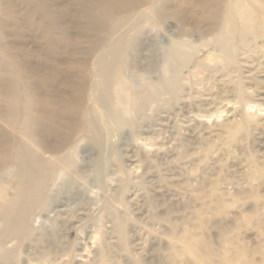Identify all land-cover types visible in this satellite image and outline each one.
Masks as SVG:
<instances>
[{
	"label": "rangeland",
	"instance_id": "rangeland-1",
	"mask_svg": "<svg viewBox=\"0 0 264 264\" xmlns=\"http://www.w3.org/2000/svg\"><path fill=\"white\" fill-rule=\"evenodd\" d=\"M49 1L54 11L65 5V0ZM207 1L212 4L211 0H172L162 20L147 15L148 5L136 10L129 25L140 23L144 30L139 44L131 51L139 61L136 69L139 68L133 71V81H129L136 85L135 89L146 86L136 112L125 117L123 134L113 133L103 150L91 151L92 139L83 135L82 130L77 148L61 154L72 157L71 165L69 161L54 173L43 200L26 213L27 225L10 231L5 228L2 211L21 189L15 150L21 141L26 146L30 141L22 136L26 123L16 113L25 97L20 88L10 86L8 81L4 89L7 95L0 97V142L8 141L13 147L0 148L1 155L12 151L11 161L0 168V264H141L133 245L142 236H138L135 221L142 216L131 213L132 202L128 198L138 187L146 165H131L129 150L141 159L154 158L155 175L163 176L167 172L163 168L170 169L169 172L184 174L183 181L191 183V192L162 213L167 224L154 227L178 245L163 244L165 257L154 258L152 264H264V145L257 143L259 135L264 142L260 124L264 120V103L256 99L258 92L253 90L258 80L254 78L264 75V0H221L228 13L221 35L210 28ZM25 6L18 2L16 8L10 9L7 3L0 4V58L4 54L11 62L20 87L25 82L35 84V75L26 70V65L41 69L45 62L44 44L32 33V24L39 20V15L36 13L26 21ZM142 13L145 15H138ZM17 19L28 23L21 27L25 41L13 33V28H8V21ZM81 46H85L84 39ZM177 47L180 55L171 60V65L166 63L168 53ZM66 48L62 46L60 51L65 60L69 56ZM35 50L40 53L32 54ZM80 63L83 66H69L66 62L56 70L77 75H82L83 68L86 73L91 72L90 63ZM170 82L174 83L171 92L159 90ZM62 88L73 91L69 86ZM29 90L32 95L38 94L36 84ZM10 102L18 107L14 113ZM185 109L193 110L191 118L204 129L202 139L196 149L182 152L174 147L175 152L167 156L169 145L160 124L171 122L169 133L181 132ZM86 110L88 113L87 107ZM186 156L191 158L184 164ZM100 157L104 162L102 169H97L96 159ZM157 157L168 162L162 164L165 160ZM238 166H242L241 174ZM209 168L215 170L211 180L205 172ZM240 176H246V184L224 188L222 183L226 179ZM77 185L85 190V198L59 212L61 200L71 195L78 197ZM111 198L114 200L110 203ZM82 203L87 215L81 223ZM193 232L195 236L191 235ZM110 238L115 240V247L108 248L106 242ZM190 238L199 248L188 252L193 242L187 243Z\"/></svg>",
	"mask_w": 264,
	"mask_h": 264
},
{
	"label": "bare ground",
	"instance_id": "bare-ground-1",
	"mask_svg": "<svg viewBox=\"0 0 264 264\" xmlns=\"http://www.w3.org/2000/svg\"><path fill=\"white\" fill-rule=\"evenodd\" d=\"M18 2L25 4V7H27L26 21L33 18L36 13L39 15V20L32 24V33L36 36L38 42L44 44L42 53L45 62L41 69L35 67V65H26V70L35 75L34 82L38 91L35 96L29 90V87L31 88L35 84L25 82L24 86L20 87L18 77L13 74L14 71L12 73L11 62L4 57V54H1L2 58H0V97L3 96L4 98V93L6 94L4 89L5 86L7 87L8 81L11 83L10 86L15 85L21 89L20 91L25 99L21 103L23 104L22 107L16 113L18 118L26 123L24 132L22 134L21 131V134L24 138L27 136L25 139L30 141L26 146L20 140L21 144L19 143L15 150L20 165L19 181L21 182V189L15 198L8 201L7 206H4L2 211L6 219L5 228L9 231L16 230L18 226L24 228L27 225L26 213L29 208L43 200L54 173L59 168L63 169L67 166L69 161V164L73 161V159H70L72 157L69 158L67 155L68 158H66L61 154L65 150L69 151V149L75 150L77 148L78 143L76 144V142L82 130H84L83 135L92 139L94 146L89 149L93 152L98 148L103 150L106 141L113 133L117 132L119 136L123 134L124 129L122 127L126 123L125 117L136 112L135 107L139 105L146 94L145 85L143 88L135 89L134 86L136 85L134 82V86L131 83L133 81L131 77L133 78L134 73L139 68L137 66L136 69L139 61L136 62L137 59L131 51L137 43L139 44L138 39L144 30V26H140V23L131 26L129 25L130 19L136 10L148 5L147 15L162 20L171 8L172 0H65L64 7L57 11L51 8L49 0H0V4L7 3L10 9L16 8ZM211 3L213 5L208 4L207 1L206 6H209L207 19L211 20L210 28L221 35L228 20V13L222 6L221 0H211ZM223 10L226 13H223ZM242 12L244 13V10ZM138 15L143 16L145 13ZM244 19L246 23L249 22L246 18ZM8 22V28H13V33L16 36L18 35L21 41H25L27 37L23 34L21 27L23 24L28 23L23 22L21 19ZM82 39L85 41V46H81ZM62 46L68 48L67 54L69 56L66 60V57L60 55ZM180 52L178 47L172 49L168 53V60H166L169 62L166 63L171 65V60H175ZM34 53L38 54L40 51L35 50L32 54ZM72 60L75 61L72 62ZM82 60L85 64L90 63L92 65L90 73H86V68H83L82 75H77L71 71L64 70L65 72L62 73L56 70L66 62L69 66H72V64L83 66L80 63ZM256 77L254 80H258L253 90L258 92L256 99L264 103V75L260 74ZM61 86H69L73 88V91L66 92ZM173 87L174 83L170 82L160 87L159 90H169L171 92ZM12 93L15 94L14 91ZM251 104L258 105L254 103L249 105ZM9 107L12 112L18 108L16 104L13 105L12 103ZM183 112L185 113L183 115L185 125L182 127L181 132L169 133V128L173 126L171 122L160 124L162 135L166 134V143L169 145L166 152L167 156L175 152L174 147L182 149V152L185 149H196L197 144L202 139L204 129L191 118L190 113L193 110L185 109ZM260 124L264 129V120ZM257 139H259L257 143L263 146L262 135H259ZM78 142L80 143V141ZM5 147H7V150H12L13 145L11 146L8 141L6 143L0 142V148ZM83 147H88V144ZM262 153V156H264V151ZM43 154L49 155L44 158ZM128 154V161L131 165L137 162L146 165L145 172L138 180L139 185L128 198V202H132L130 205L131 213L135 211L141 213L142 216L135 220L139 232L138 236L142 235L134 242L135 254L138 255L141 264H152L154 258L163 259L165 257L161 248L163 244L167 246L178 245L177 242H174L165 233L154 227L157 224L164 225L162 213L164 214L174 202L181 200L191 192V183L183 181L184 174L174 171L169 172L170 169L163 168L164 171H167L164 173L165 176L163 173V176H157L153 167L154 158L148 156L141 159L137 157L133 150H129ZM190 158V156H186L182 162L187 164L190 162ZM11 159L12 151L0 154V168L9 163ZM156 159L165 160L162 157ZM96 161L99 163L98 165L96 163L97 169H102L104 162L102 157L96 159ZM167 162L165 160L162 164ZM241 167L238 166L237 169L239 174H241ZM179 168H182V166H179ZM211 170L212 168H209L205 171L208 180H211V176L215 173V170ZM81 177H83L82 173ZM245 177L226 179L222 183L226 187H223L228 189L246 184L248 180ZM169 180H176V183H169ZM80 187L81 185H77L78 191L75 196L78 197L71 195L70 198L60 201L59 212L67 210L72 202L79 203L82 201L81 198H85V190ZM119 195L120 193L116 194L115 198ZM113 200L112 198L109 199L110 203ZM81 207L83 212H81L79 222L82 223L87 214L84 210V203ZM62 217L65 219L63 215ZM63 224H66L65 220ZM194 233H191V235L195 236ZM20 235H23V233H20ZM196 235L198 234L196 233ZM192 241L190 238L187 243L189 244ZM106 243L108 248L116 246L115 240L111 238ZM198 248L197 242L193 241L186 251L191 252L193 249Z\"/></svg>",
	"mask_w": 264,
	"mask_h": 264
}]
</instances>
